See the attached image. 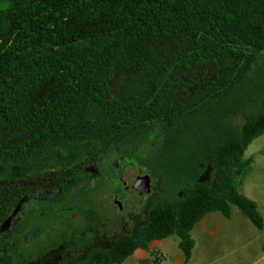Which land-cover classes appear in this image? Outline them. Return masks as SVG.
Masks as SVG:
<instances>
[{
  "label": "trees",
  "instance_id": "trees-1",
  "mask_svg": "<svg viewBox=\"0 0 264 264\" xmlns=\"http://www.w3.org/2000/svg\"><path fill=\"white\" fill-rule=\"evenodd\" d=\"M136 68L146 79L110 98L115 71ZM262 136L264 0H0L5 264L61 244L64 264H122L173 235L189 263L195 225L211 212L231 218L233 206L264 230L257 201L238 189ZM113 147L157 179V192L145 224L93 246L87 230H71L79 206H65L81 183L105 180L99 159Z\"/></svg>",
  "mask_w": 264,
  "mask_h": 264
},
{
  "label": "rangeland",
  "instance_id": "rangeland-1",
  "mask_svg": "<svg viewBox=\"0 0 264 264\" xmlns=\"http://www.w3.org/2000/svg\"><path fill=\"white\" fill-rule=\"evenodd\" d=\"M146 77L147 74L141 68L117 69L111 82L109 97L121 98L132 83L144 81ZM238 119L241 121V117ZM245 156L253 157L254 162L252 171L242 178V181L239 180L238 189L241 193L249 194L252 199L259 200L264 209V136L256 139L249 146ZM132 162L133 160L125 156L123 149L111 148L99 159L100 171L105 180H101L100 184H96L95 181L89 185L81 183L74 190L76 196H73L65 206V208L73 207L74 204L79 206L81 211L70 214V223L77 225L71 227V230L90 231L94 246H108L120 234L133 233L148 221V206L152 195L157 192L158 181L148 174L150 182L148 181L146 185L150 189L149 193L127 192L123 188L122 180H126L127 185H132L140 174L138 169L141 167ZM204 179H211V169L206 171ZM84 190L87 191L85 193L87 199L81 195ZM234 208L231 218L216 212L213 215H206L196 226L200 241L199 245L194 247L196 256L191 264H264V231H254V233L248 231L246 239L242 238L241 220H247L253 227H257L236 206ZM28 210L25 204H21L16 214L25 217ZM214 222H219L222 232L210 237L207 229L214 228ZM54 224L56 222L40 226L41 232H53L50 228ZM66 224L64 221H59L57 227ZM35 227H37L35 221L25 223L22 230L28 233ZM10 228L9 219L1 228L0 238L10 235ZM88 236L89 234L86 235ZM179 242L180 238L177 235L152 242L147 249H138L122 264H185ZM206 246L212 248L213 254L206 255ZM88 247L85 246L83 250H87ZM2 251L0 247V264H5V253Z\"/></svg>",
  "mask_w": 264,
  "mask_h": 264
},
{
  "label": "flooded vegetation",
  "instance_id": "flooded-vegetation-1",
  "mask_svg": "<svg viewBox=\"0 0 264 264\" xmlns=\"http://www.w3.org/2000/svg\"><path fill=\"white\" fill-rule=\"evenodd\" d=\"M138 172L140 173L136 179H135V182L132 184V185H127V181L126 180H122V184H123V188H125V190L127 192H130V188L131 187H134V184L137 185V183H141L140 186H141V192H146L145 191V188L147 187V182L149 181L150 182V179H149V175L145 172V170L139 168L138 169ZM145 174V175H144ZM144 175V176H143ZM148 176V177H146ZM137 194H139V192H136ZM149 193V192H148ZM88 237H86V235H88ZM83 236L84 238H87L89 241H88V244H91L93 245V236L91 234V232H83ZM78 239H76L77 241ZM80 240H78L79 242ZM77 242V243H78ZM75 243V242H73ZM94 246V245H93ZM76 247V245H75ZM89 248V247H88ZM82 251V250H81ZM33 254V255H32ZM32 255V258L29 259V260H25V264H64L65 261H67V258L70 256V253L65 249V245L64 244H61L59 245L58 248H52V249H46L45 252L42 251L41 252H37L36 250L31 253ZM23 255H20L19 257L21 258V261L19 264H22V257ZM31 257V256H30Z\"/></svg>",
  "mask_w": 264,
  "mask_h": 264
},
{
  "label": "crops",
  "instance_id": "crops-1",
  "mask_svg": "<svg viewBox=\"0 0 264 264\" xmlns=\"http://www.w3.org/2000/svg\"><path fill=\"white\" fill-rule=\"evenodd\" d=\"M246 196H248L249 198H251V196L249 195V194H247L246 192H243ZM255 198V197H254ZM252 199V198H251ZM254 200V199H253ZM257 199H255V201H256ZM257 201H259V200H257ZM260 203V204H259ZM259 210H260V212H261V214L263 215V217H264V209L262 208V204H261V202L259 201ZM235 208H234V206H233V210H234ZM214 213H216V212H211V213H209V214H207V215H213ZM221 213V212H220ZM218 215V214H217ZM221 215H223L222 213H221ZM224 216V215H223ZM219 220L221 221V219H220V217H219ZM251 221V220H250ZM200 222H198L196 225H195V227H194V229H193V231H192V235H193V238L195 239V245L197 246V245H199V241H200V239H198V236H197V232H198V228L196 229V226L199 224ZM212 225V224H211ZM214 228H210V229H207V233L209 232V236L210 237H215V233H221L222 232V228H220V224H219V222H214ZM248 231H250V232H253L254 233V231H262V230H259V229H257V228H255V227H253L247 220H241V237L242 238H245L246 239V236L248 235ZM264 231V230H263ZM219 235V234H218ZM158 241V240H157ZM155 242V241H154ZM210 246V245H209ZM208 246V247H209ZM201 247V246H200ZM207 247V246H206ZM207 247V251H206V255L207 256H209V255H211V253L213 252L210 248H208ZM202 248V247H201ZM201 250V249H200ZM193 251H194V249H193ZM213 254V253H212ZM196 255H195V251H194V253H193V255H192V258H191V260H190V262H189V264H191V262H192V260L194 259V257H195ZM185 264H188V263H185Z\"/></svg>",
  "mask_w": 264,
  "mask_h": 264
},
{
  "label": "water",
  "instance_id": "water-1",
  "mask_svg": "<svg viewBox=\"0 0 264 264\" xmlns=\"http://www.w3.org/2000/svg\"><path fill=\"white\" fill-rule=\"evenodd\" d=\"M146 177H148V176H146ZM140 184H141V183H140ZM140 184L137 183V185H135L134 187H131V188H130V192H139V194L142 193V192H141V189H142V188H141ZM145 191H146V192H150V189H149L148 187H146V188H145Z\"/></svg>",
  "mask_w": 264,
  "mask_h": 264
}]
</instances>
